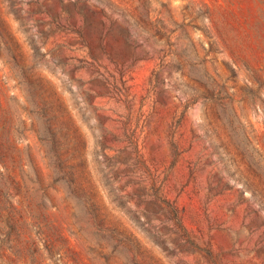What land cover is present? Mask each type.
Here are the masks:
<instances>
[{"label": "rangeland", "instance_id": "1", "mask_svg": "<svg viewBox=\"0 0 264 264\" xmlns=\"http://www.w3.org/2000/svg\"><path fill=\"white\" fill-rule=\"evenodd\" d=\"M0 264H264V0H0Z\"/></svg>", "mask_w": 264, "mask_h": 264}]
</instances>
